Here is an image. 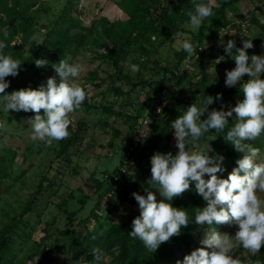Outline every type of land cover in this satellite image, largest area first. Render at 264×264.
<instances>
[{"label":"trees","instance_id":"trees-1","mask_svg":"<svg viewBox=\"0 0 264 264\" xmlns=\"http://www.w3.org/2000/svg\"><path fill=\"white\" fill-rule=\"evenodd\" d=\"M108 1H113L127 19L111 20L106 16H99L86 26L81 18L74 15V1L68 0L65 9L55 20L41 25L42 17L48 13L45 3L40 4L38 0H0V41L7 44L5 53L22 63L18 75L6 77L10 86L5 91L11 93L13 90L29 86L37 88L50 77H56L59 82L60 78L52 65L65 56L72 57L73 61L81 66L87 63L86 59H89L91 64L100 63L95 70L88 69L84 74L80 72L83 82L76 83L85 90L86 99L79 109H101L102 113L117 120L125 119L124 124L129 126L130 136L124 139L123 133L108 119H101L97 123L102 129L112 132L113 138L109 146L119 158L118 166L113 172L106 171L102 180L93 175L85 184L88 191L81 188L78 190L80 196L73 192L65 194L58 207L68 214L69 221L63 228H58L59 239L55 247L69 255L66 264H95L90 255L94 247L102 249L105 253L102 264H170L178 253L190 251L198 245L200 228H222L224 224L209 226L189 223L187 227L182 228L179 235L162 243L154 253H149L138 239L128 235L132 220L139 215V211L132 214L126 222H110L107 227H103L99 215L102 201L106 196H111L113 200L107 217L114 212H120L127 204L138 205L131 193L145 195L144 187L151 177L150 157L157 151H171L173 154L177 151L169 124L183 109L197 102L205 94L216 97L219 93L222 96L221 100L209 106L210 110H219L220 104L227 99H242L238 87H223V80H213L204 60L207 57L205 48L211 41L218 39L222 31L230 27L237 28L230 14H237L238 5L246 0H214L215 4L213 0H196L210 2L213 8L212 16L207 18L209 29L201 33L189 32L186 29L189 23L187 12L194 11V0ZM253 22L264 31V25L260 24L256 17ZM40 29L45 31L42 43H38L36 38ZM188 33L192 41L202 48L197 51V55L189 56L186 52L177 50H172L171 54L166 56L162 53L164 47L176 42L178 35ZM236 46L241 47L238 41ZM37 59H44L48 63L37 67ZM190 61L203 66V73L198 84L186 86L185 83H190L191 77L184 73V65ZM103 64L114 70V73L108 74L106 78H102L99 73ZM133 64L138 66V72L132 71ZM146 73L149 76L147 79ZM115 78L121 84L116 86L111 82L110 89L125 102L119 110L115 109L113 103L97 106L94 99L89 97L87 87L101 89L107 79L115 82ZM125 86L129 88L128 92H125ZM136 91H140L141 96L139 93L134 97ZM161 98H165L167 102L162 113L164 115L157 114L156 102ZM128 110L132 112L128 113ZM34 115L33 112L24 111H13L9 114L10 117L14 116L12 119L21 117L22 120H28ZM149 118L154 120L150 124L152 133L146 136V140L136 139L140 137L144 121ZM1 121L2 118L0 123ZM69 121L68 136L56 141L57 144L52 149L55 159L63 164H70L74 153L80 152L86 131L89 129L84 119L72 123L69 118ZM229 121L231 123V118ZM211 131L212 134L208 135L215 139L214 130ZM125 140H129L128 143ZM47 144L46 139L33 140V144L28 148L29 157L24 156L25 161L44 151ZM209 144L225 157L227 173L236 166L235 160L242 156V153L236 152L222 136L209 141ZM252 144L264 153V137ZM18 158L19 152L16 149L4 148L0 151V192L10 191L16 183L25 185L24 173L20 176L15 174ZM131 160L133 165L130 164ZM91 181L94 183L92 187L89 186ZM12 182L15 184L12 185ZM56 184L47 174H42L35 191L20 208H0V264H28L36 258H39L36 264H43V260L52 253V246L47 244L51 225H45V237L38 242L34 235L33 220L28 218L34 213L40 216V206L44 205L42 210L46 207L45 199L57 196ZM190 189L172 202L175 207L187 209L189 215L196 208L205 206V201L195 193L194 186H190ZM92 190L94 194L91 193ZM157 199H160L158 194ZM71 204H78L79 209L71 212ZM87 204L94 206L92 211L85 220L78 219V214ZM192 219L194 221V217ZM91 220L100 224L95 231L88 229ZM250 260V264H264V246L257 255H250Z\"/></svg>","mask_w":264,"mask_h":264},{"label":"clouds","instance_id":"clouds-1","mask_svg":"<svg viewBox=\"0 0 264 264\" xmlns=\"http://www.w3.org/2000/svg\"><path fill=\"white\" fill-rule=\"evenodd\" d=\"M212 14L210 2L194 0V11L187 12L190 27L199 31ZM177 43V51L189 56L197 55L202 49L186 35ZM222 46L226 56L235 63L234 68L225 70V86H238L242 99H237L227 110L223 105L219 110H210L209 106L222 96L205 94L183 109L169 124L177 151L175 154L155 152L150 157L151 177L144 187L145 195L131 193L138 203L139 215L132 220L128 235L138 239L149 253L179 235L182 228L192 222L237 226L234 235L210 227L201 242L203 247L191 251L176 264H244L239 257L233 258L237 245L252 256L264 246V153L252 144L264 137V53L250 56L247 50L253 48V43L249 39L243 41L242 47H237L231 39ZM6 47L7 44L0 41V109L6 113L9 110L35 113L26 121L33 139H46L49 144L65 139L69 134V113L79 109L86 99L85 90L75 82L82 66L65 56L52 65L59 82L56 77H50L37 88L29 86L7 93L5 90L10 82L6 77L18 75L22 63L5 53ZM47 63L44 59L35 60L37 67ZM131 69L139 70L135 64ZM211 130H214L215 139L222 136L236 152L242 153L226 178L223 175L227 171L225 157L215 153L209 144L215 140L208 135L212 134ZM190 186H194L195 193L205 201V206L196 208L191 215L187 209L172 203L191 190ZM90 255L95 264H102L105 253L94 247Z\"/></svg>","mask_w":264,"mask_h":264},{"label":"rangeland","instance_id":"rangeland-1","mask_svg":"<svg viewBox=\"0 0 264 264\" xmlns=\"http://www.w3.org/2000/svg\"><path fill=\"white\" fill-rule=\"evenodd\" d=\"M41 3H45L48 13L42 17L40 21L41 25L47 24L55 20L65 9L68 0H38ZM74 1V15L81 18L86 26L90 25L91 21L99 16H106L111 20H126L127 17L123 14L117 5L113 1L108 0H73ZM213 4L214 0L212 1ZM36 8V7H35ZM239 12L237 14H230L232 20H234L236 27H230L227 30L222 31L220 37L216 40L211 41L206 49L207 57L205 58V66L208 73L213 78V80H223L222 86H225V70H231L235 67L234 60L226 56L223 51V44H226L229 39L234 40L235 44L238 41L240 46H243L244 40H252L253 48L248 49L247 52L251 56L252 54L260 55L264 53V31L258 28L253 22V18H257L260 24L264 25V0H246L238 5ZM239 27V29H238ZM260 27V26H259ZM186 29L189 32L201 33L206 32L209 29L208 22H204L199 29L193 30L188 23ZM44 29H40L37 34L38 43L44 41ZM190 36L188 34H180L177 37L176 42L173 45H167L163 48L162 53L166 56L171 54L172 50H177L178 41L183 39V36ZM192 39V37H191ZM20 42V40H17ZM234 51V50H233ZM224 56V59L219 58ZM89 57V54H88ZM217 60L219 62L217 63ZM87 63L82 66L81 73L84 74L88 69L95 70V68L100 64L96 62L91 64L89 59H86ZM215 69V71H214ZM184 73L191 77L190 83H185L186 86L191 84H198L201 80V75L203 73V66L196 63L195 61L187 62L184 65ZM134 72V71H133ZM131 71V73H133ZM138 72V71H135ZM134 72V73H135ZM102 78H106L108 74H113L114 70L112 67H108L106 64L101 65V71L99 72ZM146 79L149 78L146 73ZM75 82L82 84L83 80L81 76H78ZM264 78V75H262ZM245 80L248 76L245 75ZM115 82L107 79L103 88L96 89L94 87H87V93L89 97L94 99V103L99 106L100 104H115V109L119 110L122 104L125 102L123 98L117 97L114 92L110 89L111 82L116 86L120 85L121 82ZM190 84V85H189ZM214 87V85H213ZM238 87V86H237ZM224 89V88H223ZM129 88L125 86V92H128ZM140 91H136L133 96L137 97ZM141 96V93L140 95ZM237 99L230 98L220 104V108L223 105L224 110L228 107L234 106ZM157 103V114L164 115L162 113L167 102L166 99L161 98ZM13 110H9V113L4 112L0 109V118L2 121L0 123V151L4 148L16 149L19 152V158L17 160L18 164L15 167V174L20 176L24 173L25 185L22 183H11L14 185L10 191L0 192V208H7L12 206L14 208H20L23 202H26L31 194L35 191L36 186L41 181L42 174H47L48 177L54 180L57 184L55 189H58V194L56 197H50L45 199L46 207L44 210L43 206H40V216L36 213L31 215L28 219L33 220L34 223V235L36 240L39 242L45 237L43 229L45 225H51L49 228V241L48 245L52 246L53 249L51 254L43 260V264H66L68 256L58 250L55 245L58 238V228H63L65 224L68 223L69 217L66 212L59 210L58 204L64 198L66 193L73 192L76 196H80L81 193L78 191L80 188L88 191L85 184L94 175L97 179L102 180L105 178L104 173L106 171H112L118 166L119 158L116 157L115 150H112L109 146L110 141L113 138L112 132L109 129H102L97 125V123L102 119H108L109 122L117 127L122 133L124 139L130 136L129 126L124 124L125 119H116L110 117L107 114L102 113L101 109L88 111L85 108L76 109L72 113H69V118L72 123L78 122L80 119H84L88 123V130L86 131L85 141L83 143L80 152L74 153L72 156V161L70 164H63L55 159L53 148L56 146L57 142L53 141L51 144H47V147L40 154L37 153L32 159L25 161L24 156L29 157L28 148L33 144V133L31 127L26 123L27 120H22V118L12 119L9 114ZM132 111L128 110V113ZM2 113L3 116L1 115ZM5 114L6 118H5ZM147 121V122H146ZM145 125L142 126L140 130V137L136 138L139 140H146V136L152 133L150 124L154 122L152 118L146 119ZM145 126V127H144ZM128 143L129 140H125ZM136 141V140H135ZM121 141H117L120 143ZM211 148L213 146L210 144ZM211 154V153H210ZM130 161V164L133 165ZM224 166L228 168L227 161L224 160ZM227 171L223 174L226 178ZM90 187L94 186L91 181ZM91 192V191H90ZM92 190L91 193H93ZM94 194V193H93ZM111 196H106L102 201V206L99 215L101 216L100 224L103 227H107L110 222H126L128 218L139 211L138 205L130 206L125 205L120 212H114L107 217V212L111 210L113 205V200ZM264 198V194H262ZM95 204V202H93ZM93 205L87 204L84 209L78 214V219L85 220L93 209ZM79 209L78 204H71L70 211ZM2 219V213H0V220ZM98 221L91 220L88 223V229L90 231H95L100 225ZM217 231L222 233H229L234 235L237 231V226L234 224H224L222 228H216ZM210 230V227L200 228L198 245L194 246L190 251H183L178 253V255L173 259L170 264H176L177 260H182L187 254L196 248L203 247L202 240L205 238L206 233ZM233 258L239 257L244 264H250V254L246 250L242 249L237 245L232 253ZM39 258L34 261H30L28 264H36Z\"/></svg>","mask_w":264,"mask_h":264},{"label":"built area","instance_id":"built-area-1","mask_svg":"<svg viewBox=\"0 0 264 264\" xmlns=\"http://www.w3.org/2000/svg\"><path fill=\"white\" fill-rule=\"evenodd\" d=\"M145 121H146V120H145ZM145 121H144V122H145ZM146 122H147V121H146Z\"/></svg>","mask_w":264,"mask_h":264}]
</instances>
